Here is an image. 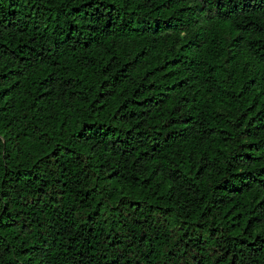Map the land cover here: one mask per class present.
I'll return each mask as SVG.
<instances>
[{
	"label": "trees",
	"instance_id": "trees-1",
	"mask_svg": "<svg viewBox=\"0 0 264 264\" xmlns=\"http://www.w3.org/2000/svg\"><path fill=\"white\" fill-rule=\"evenodd\" d=\"M200 1L0 0V264H264V0Z\"/></svg>",
	"mask_w": 264,
	"mask_h": 264
},
{
	"label": "rangeland",
	"instance_id": "rangeland-1",
	"mask_svg": "<svg viewBox=\"0 0 264 264\" xmlns=\"http://www.w3.org/2000/svg\"><path fill=\"white\" fill-rule=\"evenodd\" d=\"M189 3H190V5L195 6V5L201 4V1L200 0H189ZM215 15H216L215 11H208L207 15L203 16V19L209 21Z\"/></svg>",
	"mask_w": 264,
	"mask_h": 264
}]
</instances>
